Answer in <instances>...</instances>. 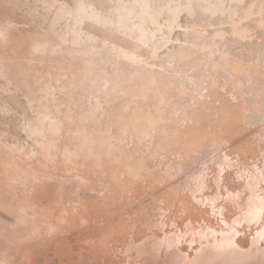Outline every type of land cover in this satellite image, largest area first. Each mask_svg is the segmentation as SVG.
Returning <instances> with one entry per match:
<instances>
[{"label":"rangeland","instance_id":"rangeland-1","mask_svg":"<svg viewBox=\"0 0 264 264\" xmlns=\"http://www.w3.org/2000/svg\"><path fill=\"white\" fill-rule=\"evenodd\" d=\"M77 1L0 0V264H125L138 258H146L147 252L166 241L177 243L183 250L188 251L191 246L194 248L197 246L195 242L190 243L197 236L193 232L194 229L200 234L204 227L218 226V219L223 215L230 223L243 212L241 208L243 209L247 203L242 199L240 201L237 193H234L235 197L229 198L232 192L238 191H236L238 188L241 190V196L248 193L245 188L246 177L244 173L240 174L239 170L248 171L252 166H259L257 168L264 173L262 167L264 142L259 141L260 135L264 137L262 131L264 119L255 120L251 113H246L250 105L249 100L241 102L247 97L244 93L255 90L260 93L258 104L263 102L264 0H126L129 3L142 2V6L154 16L156 24L172 25L169 41L167 46H163L164 49L169 47L178 52L188 51L201 45L207 46L208 54L206 53L205 57V54L199 52L201 57H204L203 66H206L208 59L212 65H215L213 70L208 64L205 67L202 74L207 75L205 81L207 83L202 85L206 86L213 81V86L216 88H212L211 96L207 97L206 101L220 100L222 104H231L238 109L236 115L238 117L240 115L239 119L231 124L232 127L229 126L230 124L227 126V123L226 127L222 125V133L217 126H212L214 128L212 133L210 131L206 133L204 126L211 123L209 120L205 122L199 120L193 124L194 126L190 125L197 131L204 130L203 133L200 132L205 134L200 139L204 140L203 144H210L216 140L218 142V139L222 138L223 142L221 141L220 144L222 151H227L226 153L229 151L232 155L228 154L229 157L237 160L236 164L229 165L230 168L227 169L229 171L225 173L224 179L228 182L223 181L224 184L231 186L228 187L232 192L223 184L225 186L223 191L231 192L230 196L224 194L226 197L209 199L207 203H198L188 197L185 199L182 195L174 197L169 191H166L167 199L163 194L159 196L161 193L157 188L163 184L170 185L169 187H174L178 185L177 183L185 184V176L181 177L182 180H178L179 175L176 176L177 167L180 166L179 169L184 165L191 167L193 168L189 172L191 174L200 167V163L196 160L191 163L186 159L184 164L178 157L179 152H176L184 147L179 146L180 144L175 141L166 143L167 145L161 143L156 148L155 144L154 146L151 144V140L140 139L130 125L123 130L127 123H124L125 125L123 121L121 123L118 111L112 106V100L116 97H119L120 103H123V100L126 102L127 98L129 100L133 98L132 94H135L133 91L137 87L134 85L143 82L150 75L148 67L151 65L148 61L156 62V65L150 69L162 74L158 78L157 86L167 91L169 105L182 101L180 96L174 98L178 94L175 89L183 82L181 78L176 77L177 75L174 78L172 71L165 74L161 70L160 64L165 59L160 53L162 51L165 53L166 49H160L154 54L149 46L142 45L138 48V53L143 54L141 57L144 61L142 64H134V61L122 55L115 42L135 44V33L109 19L116 14L122 0H101L105 5L99 7L98 4L96 9L105 18L80 12L76 7ZM87 1L85 0L86 4ZM166 28L164 29L168 32ZM64 45L65 47H62ZM48 47L51 49L48 50ZM85 47L89 48V51ZM92 50H96V53H92ZM94 54L97 56H93ZM101 56L105 58L102 59ZM108 59L110 60L106 62ZM82 60L85 62L83 63ZM89 61L95 64L92 65ZM111 61H114L113 64ZM233 61L241 62L245 66L240 78L234 77L228 71V66ZM128 62L132 64L129 65ZM250 62L256 66L255 70L250 67ZM101 63L104 68H108L106 71ZM121 63H124L123 70L120 68ZM90 65L92 68L89 69ZM176 67L178 68V65ZM108 70L111 72L113 70L112 74H114L108 73ZM141 70L143 71L139 73ZM72 71L74 73L76 71L75 75ZM99 71L101 76H95ZM130 71L132 73L134 71L135 75ZM246 71H250V75ZM89 73L94 77L91 78ZM169 74L172 77H169ZM67 76L72 77V80L69 77L70 82L67 81ZM122 77L124 81L128 80L129 84L133 83L129 89L126 83L124 85ZM105 79H108V85L105 84ZM240 79L245 81L242 88L240 87L242 85H238ZM163 80L168 81L171 88L176 87L166 88ZM63 81L70 85H65ZM94 81L96 86L90 85L95 83ZM75 82H79L80 86ZM116 82L128 89H125L126 94L117 91L119 88H113ZM225 83L226 87L223 88ZM256 83L258 88L255 86ZM109 85L113 86L112 89ZM187 85L193 89L194 83L188 81ZM81 87L85 88L82 93ZM91 87L97 92H92ZM202 92L206 93V90L203 89ZM109 94L112 96L110 97ZM234 94L241 96L236 98ZM96 99L100 100L98 107L95 103ZM147 102H149L147 99L143 101L138 99L136 103H130V108L133 110V106L139 104L146 109ZM186 103L188 104L189 101ZM259 106L263 110V105ZM115 111L117 114L113 113ZM110 114L114 116L111 117ZM206 114L208 115V112ZM210 139L211 141H208ZM209 164L212 167L213 162L212 165L211 162ZM146 166L153 171L152 174L157 175L155 183H151L153 187L146 180L144 173ZM172 175L174 177H171ZM211 175L210 173L207 179L210 185L205 193L212 196L218 188L211 181ZM238 180L244 183L240 184ZM234 183L237 186L240 184V187L237 188ZM233 186L236 188L234 189ZM227 189L229 191H226ZM259 192L264 200V182ZM145 197L146 202L143 201ZM233 198L236 199L233 201ZM263 224L264 209L257 224H251L253 226L247 224L249 228L246 223L244 224L247 228L244 227V231H247L241 241L245 246ZM174 228H183L185 231L174 233ZM189 232L194 236H190L188 241H183V235ZM172 234L174 237L170 236Z\"/></svg>","mask_w":264,"mask_h":264},{"label":"bare ground","instance_id":"bare-ground-1","mask_svg":"<svg viewBox=\"0 0 264 264\" xmlns=\"http://www.w3.org/2000/svg\"><path fill=\"white\" fill-rule=\"evenodd\" d=\"M87 1V0H86ZM175 1V0H174ZM217 1V0H216ZM104 2V1H103ZM103 2L101 0H88L86 4L85 3V0H78L77 1V10H79L80 12H85L87 13L88 15H93V16H96L97 18H103L104 16H102L101 14L98 13V9H96V6L98 4L99 7L100 6H103L105 4H103ZM180 2V1H179ZM62 3V2H61ZM108 3V2H107ZM178 3V2H177ZM180 5V4H179ZM178 5V6H179ZM114 5H112L113 7ZM106 7V6H104ZM108 7V6H107ZM106 7V8H107ZM111 7V8H112ZM162 7V6H161ZM98 8V7H97ZM103 8V7H101ZM105 9V11H107ZM109 8V7H108ZM102 9V11L104 10ZM182 9V7H181ZM180 9V10H181ZM183 10V9H182ZM101 12V10L99 11ZM170 13V12H169ZM173 13H175V11H173ZM178 14V13H177ZM176 14V16H177ZM165 15V14H164ZM169 15V14H168ZM172 16V15H171ZM170 17V15H169ZM105 18V17H104ZM106 19L107 16H106ZM112 22L114 23H117L119 24L120 26L124 27V28H127L129 29L130 31H133L135 33V38H136V43L135 44H131V43H124V44H120L119 42H115L116 45L118 46L117 48H119L122 52V55L124 57H126L127 59L131 60V61H134V64H139V63H143L144 61V58H142L141 56L143 54L138 53L139 49L142 45L144 46H149L151 48V52H153L154 54H157V52L160 50V49H164L163 46H167V43L169 41V31L172 29V25L171 24H167V25H163V24H156L155 20H154V16L152 15V13L149 11V10H146L143 6H142V2H134V3H129L128 1L126 0H122V3L119 4V8L117 9V12L116 14L110 16L109 18ZM188 19V17H187ZM182 20V18H181ZM180 21V20H179ZM183 23V22H182ZM181 23V24H182ZM163 25V26H162ZM190 26V25H189ZM193 26V25H192ZM165 27H167V31L164 29ZM190 28V27H189ZM181 29V27H180ZM178 30V29H177ZM201 30V29H200ZM205 31V30H204ZM203 32V30H202ZM232 32V31H230ZM199 33V32H198ZM234 33V32H233ZM243 33V32H242ZM201 35V33H199ZM217 34V33H216ZM235 34V33H234ZM43 35V33H42ZM244 35V34H243ZM238 37V36H237ZM221 38V37H220ZM113 39V38H112ZM225 39V38H224ZM231 39V38H230ZM234 39V37H233ZM239 39V38H238ZM242 39V38H240ZM216 40V39H215ZM220 40H223V39H220ZM47 41V39H46ZM219 41V40H218ZM228 41V40H227ZM226 41V42H227ZM182 42V41H181ZM217 42V41H216ZM246 42V40H245ZM48 43V42H47ZM50 43V42H49ZM112 43V42H110ZM209 43V42H208ZM220 43V42H218ZM225 43V42H224ZM233 43V42H232ZM239 43V42H238ZM241 43V42H240ZM239 43V44H240ZM244 43V42H243ZM254 43V42H253ZM38 45V43H36ZM39 44H41L39 42ZM44 44V43H43ZM102 44V43H101ZM100 44V45H101ZM150 44V45H149ZM207 44V43H206ZM242 44V43H241ZM240 44V45H241ZM46 45V44H45ZM82 45V44H81ZM116 45H113V46H116ZM209 45V44H208ZM223 45V44H222ZM234 45V44H233ZM237 45V44H236ZM40 46V45H39ZM42 46V45H41ZM40 46V47H41ZM104 46V45H103ZM111 46V47H113ZM183 46V45H182ZM211 46V45H210ZM35 47V46H34ZM39 47V48H40ZM62 47H65L62 46ZM83 47V46H82ZM88 47V46H87ZM85 47V48H87ZM94 47V46H93ZM97 47V45H96ZM174 47V46H173ZM242 47V46H241ZM249 47V46H248ZM50 47H48V50ZM102 48V47H101ZM100 48V49H101ZM104 48V47H103ZM106 48V47H105ZM207 46H204V45H201L199 47H196V48H193L191 50H188V51H178V52H175L173 51L171 48L169 47H166V51L165 53H160L164 56V62L161 65V70L165 73V74H168V71H172L174 72L173 77L176 76L178 77L179 79L181 78V80L183 82H181V85H179L178 88H176L175 90L177 91L178 94H176V96H174V98H176L177 96H180L181 99H182V103L179 104V103H175V105L171 104L169 105V100H168V96H167V91H163L161 89H159L160 87L157 86V81H158V78H160L159 76H161L162 74L160 72H156L155 69H150V67L152 66H155L156 65V62H152V61H148L149 64L151 66L148 67L149 69V72H150V75H148L147 78L144 79L143 82H140L138 85H136L135 83L138 82H135L134 86H137L135 87V90L133 92H135V96H133L132 94V99L130 98H127L128 100H125L126 102H124V100L122 101L123 103H120L119 102V97H116V95H113L115 96L116 98L115 99H111L113 101L112 103V106H114V109L118 111L119 113V118L121 119V123L123 121V124L124 123H127V125H123L124 128H122L123 130H126L128 128V125H130L132 128V130L134 131V133L136 135H138V137L140 139H145L147 138L148 140H151V144L154 146L155 144V147H159L162 144H166V143H169L171 141H175L176 143H178L179 146H183L184 149H181V150H176V152H179V155L178 157H180V160H182L185 164V160L186 159H189L191 163H193L195 160L198 161V163H200V167H198L196 170H194V172H192L191 174H189V172H191L193 170V168L191 167H188V166H182L180 169L179 167H177L175 173H176V176L179 175V178L178 179L177 177H175V179L177 178L178 180H182L181 177L182 176H185L184 178H186L185 180V184L182 185V184H179L177 183L178 185H174V187H169L170 185H164L163 186H159L160 188H157L158 192L161 193V195L159 196H162V194L165 196L166 198V191H169L170 195H173L174 194V197L176 195V197L178 195H182L185 199L188 198H193L195 199L194 201L195 202H198V203H203V202H206L210 199V200H217L219 197L220 198H224L226 197L227 195L230 196L231 194V186H229V184H224L223 181L225 180L224 176L226 175L225 173L229 170H227L228 168H230L229 165H234L237 163V160H233V158L231 159L229 157L228 154H230V152L228 151V153L222 151V147H221V141H222V138L219 136V138H221L220 140L218 139V135H217V139H218V142L217 140L215 142H212L210 144H203L204 140H200L202 136H204L205 134H201L200 132L203 133V131H197V129H195L194 127H191L190 125H193L196 121H199V120H204V122L206 120H209L211 121V123L209 125H211V127L208 126H204V128H206V133L208 131H210V133H212L214 131V127H220V130L222 129L223 130V126L224 125L226 127V123H227V126L228 124H230L229 126H231V124H234L235 123V120L236 119H239L238 115H236V113H238V109L237 107H233L231 106V104H222L221 102H215V101H211L209 99V101H206L207 97H210L212 93V88L216 86H213V81H210V84H206V86H203L202 84L203 83H207L205 81L206 78H207V75L206 74H202L204 73V69L205 67L207 66L208 64V67L212 70L214 69V65L211 64V62L209 61L208 59V62L206 64V66L204 67L203 66V58L206 56V53L208 54V50L206 49ZM230 48V47H229ZM235 48V47H234ZM80 49V47H79ZM89 48H87L88 50ZM93 49V48H91ZM116 49V48H114ZM113 49V50H114ZM164 49V50H165ZM237 49V48H236ZM244 49V48H243ZM53 50V49H52ZM58 50V49H57ZM85 50V49H83ZM98 50V48H97ZM118 50V49H117ZM245 50V49H244ZM82 50H80L79 53H81ZM86 51V50H85ZM89 51V50H88ZM93 51V50H92ZM96 51V50H95ZM95 51H93L92 53H96ZM102 51V50H101ZM239 51V50H238ZM45 52H49V51H45ZM51 52V51H50ZM66 52V51H65ZM64 52V53H65ZM75 52V51H74ZM84 52V51H83ZM106 52V51H103V53ZM201 52L204 57L202 56L201 57ZM242 52V51H241ZM72 53V51H71ZM115 53V52H114ZM114 53H112L113 57L114 56ZM117 53V52H116ZM236 53V51H235ZM68 54V53H67ZM78 54V52H77ZM86 54V53H85ZM101 54V52H100ZM108 54V53H107ZM152 54V53H151ZM200 54V56H199ZM240 54V53H239ZM65 55V54H64ZM90 55V54H89ZM219 55V54H218ZM236 55V54H235ZM234 55V56H235ZM63 56V54H62ZM66 56V55H65ZM81 56H83L81 54ZM91 56V55H90ZM93 56H97L96 54H94ZM100 56V55H99ZM103 56V54H102ZM101 56V57H102ZM109 56V55H108ZM216 56V55H215ZM214 56V58H215ZM247 57V55H245ZM244 56V57H245ZM73 57V55L71 56ZM122 57V56H121ZM123 57V58H124ZM240 57V56H239ZM243 57V56H242ZM78 58V57H76ZM89 58V57H88ZM105 58V57H102V59ZM116 58V57H115ZM152 58V57H151ZM163 58V57H162ZM71 59V58H70ZM83 59V58H82ZM94 59V58H92ZM100 59V60H102ZM154 59V58H152ZM229 59V58H228ZM231 59V57H230ZM79 60V59H77ZM76 60V62H77ZM110 59H108L106 62H108ZM113 60V59H111ZM115 60V59H114ZM122 60V58H121ZM149 60V59H148ZM157 60V59H156ZM155 60V61H156ZM159 60V59H158ZM162 60V59H161ZM105 61V60H104ZM102 61V62H104ZM116 61V60H115ZM118 61V60H117ZM116 61V62H117ZM223 61V59H222ZM229 61V60H228ZM83 62V60H82ZM85 62V61H84ZM83 62V63H84ZM88 62V61H87ZM112 62V61H111ZM110 62V63H111ZM114 62V61H113ZM113 62L111 64H113ZM146 62V61H145ZM260 62V61H259ZM73 63V62H72ZM78 63V62H77ZM90 64H92L90 61H89ZM98 63V62H96ZM126 63V62H125ZM129 63V62H128ZM218 63V62H217ZM68 64V63H67ZM95 63H93L92 65H94ZM102 64V63H101ZM103 64L106 65V63L104 62ZM103 64H102V68L103 67ZM110 64V65H111ZM119 66V62L117 63ZM122 64V63H121ZM124 64V63H123ZM122 64V70H123V67L124 65ZM132 64V63H131ZM129 63V65H131ZM229 64V63H228ZM227 64V65H228ZM250 67L252 69H256V66H254V64H252V62H250ZM69 65V64H68ZM85 65V64H84ZM100 65V64H99ZM104 65V66H105ZM109 65V66H110ZM118 65H116V67H118ZM136 65V67H137ZM176 65H178V68L176 67ZM219 65V64H218ZM221 65V64H220ZM71 66V64H70ZM86 66V65H85ZM108 66V65H107ZM115 66V65H114ZM59 67V66H58ZM65 67V65H64ZM68 67V66H67ZM72 67V66H71ZM70 67V68H71ZM83 67V66H82ZM91 65L89 66V69H90ZM95 67V66H94ZM98 67V66H97ZM139 67V66H138ZM229 67V72L232 73V75H234V77H239L240 78V74L243 72L244 70V64L241 63V62H238L236 63V61L232 62ZM249 67V68H250ZM84 68V67H83ZM88 67H86L87 69ZM92 68V67H91ZM101 68V67H99ZM107 68V67H106ZM106 68L105 71H106ZM118 68V69H120ZM126 68V67H125ZM124 68V69H125ZM128 68V67H127ZM219 68V67H217ZM72 69V68H71ZM69 69V70H71ZM76 69V67H75ZM73 68V70H75ZM84 69V71L86 70ZM108 69V68H107ZM112 69H114L112 67ZM116 69V68H115ZM118 69H117V72H118ZM133 69V67H132ZM142 69H144V67H142ZM78 70V69H77ZM93 70V69H92ZM121 70V71H122ZM134 70V69H133ZM249 70V69H247ZM251 70V69H250ZM59 71V70H58ZM115 71V70H114ZM137 71V70H135ZM143 70H141L139 73H141ZM155 71V72H154ZM252 71V70H251ZM73 74L75 75L74 71H72ZM93 73L95 72L92 71ZM111 72L110 70H108V73ZM113 72V70H112ZM111 72V74H112ZM116 72V71H115ZM116 72V74H117ZM123 72V71H122ZM125 72V70H124ZM127 72V70H126ZM131 74H134L135 75V72L133 71H130ZM128 72V74L130 73ZM209 72V71H208ZM227 72V71H226ZM248 72V71H246ZM85 73V72H84ZM82 73V74H84ZM87 73H88V70H87ZM120 73V71H119ZM137 73V72H136ZM148 73V72H147ZM178 73V74H177ZM230 73V74H231ZM251 73L250 71L248 72V74ZM53 73H51L52 75ZM78 74V73H77ZM91 73H89L90 75ZM104 74V73H103ZM114 74V73H113ZM112 74V75H113ZM115 74V76H116ZM125 74V73H124ZM149 74V73H148ZM219 74V72H218ZM50 75V74H49ZM53 75H56V74H53ZM73 75V76H74ZM86 74H84L85 76ZM96 75H100V71L95 74ZM121 75V74H120ZM130 75V74H129ZM128 75V76H129ZM133 75V76H134ZM142 75V74H141ZM170 76L169 77H172L171 74H169ZM209 75V74H208ZM228 75V74H227ZM226 75V76H227ZM250 75V74H249ZM61 76V75H60ZM87 76V75H86ZM85 76V77H86ZM101 76V75H100ZM108 76V75H107ZM126 76V78L128 77ZM133 76H130L131 78H133ZM231 76V75H230ZM71 77V76H69ZM69 77L67 76L68 80H69ZM94 76L91 74V78H93ZM106 77V76H105ZM103 77V78H105ZM113 77V76H112ZM119 77V76H117ZM218 77V76H217ZM51 78V76L49 77V79ZM57 78V77H56ZM62 78V77H61ZM83 78V77H82ZM97 78V77H96ZM102 78V79H103ZM116 78V77H115ZM123 78V77H122ZM175 78V77H174ZM55 78H53L54 80ZM72 80V77L70 78ZM119 79H121V77H119ZM128 79V78H127ZM137 79V78H136ZM141 79V78H140ZM162 79H164L162 77ZM177 79V78H176ZM234 79V78H233ZM45 80V78H44ZM53 80H52V83H53ZM57 80V79H56ZM55 80V81H56ZM65 80V79H64ZM77 80V78H76ZM85 80V79H84ZM97 80V79H96ZM104 80V79H103ZM112 80V78H111ZM133 80V79H132ZM171 80V79H169ZM230 80V79H229ZM48 81V80H47ZM78 81V80H77ZM81 81V80H80ZM117 81V79H116ZM128 80L124 81V78H123V82H124V85L126 83L127 85V88L129 89L132 85L129 84L127 82ZM136 81V80H135ZM161 81V80H160ZM177 81V80H176ZM180 81V80H179ZM178 81V82H179ZM188 81H192V83H194L193 85V89L190 87V85H187L188 84ZM238 81V80H237ZM60 82V81H58ZM64 82V81H63ZM66 82V81H65ZM64 82L65 85H67L66 83ZM95 82V81H94ZM101 82V81H100ZM108 82V79H105V84H107ZM112 82V81H111ZM114 82V81H113ZM119 82V81H118ZM133 82V81H132ZM163 82H165L164 85H166L165 87L166 88H170V89H173L170 87V84L168 81H165L163 80ZM162 82V83H163ZM226 82V81H225ZM230 82V81H229ZM240 84H238L241 88L244 87L245 85V81L244 80H241L240 79ZM250 82V81H249ZM50 83V84H52ZM74 83V82H73ZM72 83V85H73ZM75 83H78V86L79 85V82H75ZM81 83V82H80ZM83 83V82H82ZM81 83V84H82ZM99 82L97 81V84ZM176 83V82H175ZM190 83V82H189ZM197 83V85H196ZM248 83V82H247ZM252 83H254L252 81ZM261 83V82H260ZM47 84H49L47 82ZM63 84V85H64ZM102 84V82H101ZM70 85V84H68ZM67 85V86H68ZM76 85V84H74ZM84 85V84H83ZM88 85V84H86ZM90 85H93V86H96V82L95 83H92ZM89 85V86H90ZM108 85V84H107ZM131 85V86H130ZM178 85V84H176ZM200 85V86H199ZM226 83L224 84V87L225 88L226 86ZM238 85H235V86H238ZM248 85V84H247ZM258 85V83L255 84V86ZM77 86V85H76ZM82 86V85H81ZM88 86V88H89ZM102 86V85H101ZM110 86V85H109ZM253 86V85H252ZM75 87V86H73ZM86 87V86H85ZM113 86H110L109 88H111ZM126 87V86H124ZM191 89H190V88ZM205 87V88H204ZM239 87V88H240ZM251 87V86H250ZM254 87V86H253ZM257 87V86H256ZM77 88V87H75ZM80 88V87H79ZM83 90L81 91L84 92V89L83 87H81ZM98 88V87H97ZM100 88V86H99ZM108 88V87H107ZM113 88H119L117 89V91H121L123 93L126 94V91L128 90L127 88H123L119 85V83L116 82V85L115 87ZM240 88V89H241ZM258 88V87H257ZM256 88V89H257ZM264 88V87H263ZM87 89V88H86ZM91 89H93L92 92H94V87ZM96 89V88H95ZM112 89V88H111ZM127 89V90H125ZM206 90V93H203L202 90ZM235 89V88H234ZM97 90V89H96ZM105 90V89H104ZM174 90V91H175ZM80 89L77 91V94L79 93ZM103 91V89H102ZM107 91V89L105 90ZM111 91V90H110ZM116 91V92H117ZM130 92H132L131 90H129ZM195 91V92H193ZM70 92V91H69ZM88 92H90L88 90ZM97 92V91H95ZM94 92V93H95ZM108 92V91H107ZM106 92V93H107ZM120 93V92H119ZM195 93V94H194ZM232 93V92H231ZM85 94V93H83ZM89 94V93H88ZM93 94V93H92ZM112 94V93H110ZM109 94V96H110ZM115 94V92H114ZM130 94V93H129ZM171 94V93H170ZM233 94V93H232ZM246 94V98L244 99V97H242L244 99V101H240L242 103L246 102L247 100H249L250 102V105H249V109H246V113L250 114L251 113V116L255 118V120H259V119H264V97H263V102L260 103L261 105H263V110L260 109V104H258L259 100H258V91H251V92H248V93H244ZM86 95V94H85ZM104 95V94H103ZM107 95V94H106ZM236 98H239L241 95L239 94H234ZM77 96V95H76ZM98 96V95H96ZM105 96V95H104ZM112 96V95H111ZM110 96V97H111ZM120 96V95H119ZM130 96V95H129ZM172 96V95H170ZM195 96V97H194ZM213 96V95H212ZM90 97V96H89ZM87 97V98H89ZM103 97V96H102ZM153 97V98H152ZM221 97V96H220ZM233 97V95H232ZM92 98H94L92 96ZM101 98V96L99 97ZM104 98V97H103ZM152 98V100H151ZM183 98H188L187 100H184ZM260 98V97H259ZM126 99V98H125ZM140 99V100H148L149 102L148 103V107L146 109H143L142 107L139 106V104H136L134 107V109L132 110V108H130V103L131 102H135ZM219 99H222V98H219ZM235 99V98H234ZM92 100V99H91ZM107 100V99H106ZM110 100V101H111ZM151 100V101H150ZM176 100V99H175ZM218 100V99H217ZM225 100V99H224ZM228 100V99H227ZM79 101V99H78ZM80 101H84V100H81ZM104 101V100H103ZM109 101V100H108ZM107 101V102H108ZM177 101H180V100H177ZM186 101H189V103L185 104ZM229 101V100H228ZM260 101H262V99H260ZM74 102V101H73ZM77 102V101H76ZM101 102H102V99H101ZM105 102V101H104ZM103 102V103H104ZM139 102V101H138ZM173 102V101H172ZM171 102V103H172ZM230 102V101H229ZM248 102V101H247ZM75 103V102H74ZM95 103L97 104L96 106H100V100L96 99L95 100ZM106 103V102H105ZM82 104V103H81ZM85 105V103L83 104ZM146 105V104H145ZM206 105H208L209 107H206ZM228 105V106H227ZM230 105V106H229ZM246 105V104H245ZM248 105V103H247ZM79 106V105H77ZM82 106V105H81ZM206 107V108H205ZM103 108V107H102ZM243 108V107H242ZM241 108V109H242ZM245 110V108H244ZM243 110V111H244ZM258 110V112H257ZM107 112V111H106ZM208 112V115L206 114ZM103 113V112H102ZM113 113H116L113 112ZM243 113V112H242ZM107 114V113H106ZM117 114V113H116ZM115 114V115H116ZM125 114V115H124ZM74 116V115H73ZM111 116V114H110ZM114 116V114L112 115ZM111 116V117H112ZM116 117V116H115ZM127 117V118H126ZM250 117V116H249ZM123 118H125L126 120H123ZM248 118V117H247ZM244 120V119H243ZM178 121V123H177ZM193 122V123H192ZM264 122V121H263ZM198 123V122H197ZM200 124V123H199ZM205 124V123H204ZM203 124V125H204ZM264 124V123H263ZM196 125V124H195ZM202 125V126H203ZM206 125V124H205ZM194 126V125H193ZM222 126V127H221ZM264 126V125H263ZM203 128V127H202ZM232 129V128H231ZM58 130V129H57ZM219 130V129H218ZM222 130H221V133H222ZM197 131V133H196ZM264 131V130H262ZM195 132V133H194ZM97 135V134H96ZM79 137V136H77ZM206 137V136H205ZM223 137V136H222ZM82 139V138H81ZM84 139V138H83ZM204 139V137H203ZM206 139V138H205ZM208 139V137H207ZM212 139H214L212 137ZM226 139V138H225ZM100 140V139H99ZM154 140L155 143H154ZM202 141V143H200V141ZM80 141V139H79ZM82 141V140H81ZM144 141V140H143ZM207 141V140H205ZM208 141H211L208 140ZM259 141H263L264 142V137L263 136H259ZM223 142V141H222ZM249 142V141H248ZM100 143V141H99ZM98 143V144H99ZM143 143V142H142ZM262 143V142H261ZM86 144V142H85ZM88 144V143H87ZM144 144V143H143ZM173 144V143H172ZM171 144V145H172ZM260 144V143H259ZM84 145V143L82 144ZM147 145V144H146ZM167 145V144H166ZM176 145V144H175ZM226 145V144H225ZM224 145V146H225ZM262 145V144H261ZM250 146V145H249ZM99 147V146H98ZM150 147V146H148ZM178 147V146H177ZM221 147V148H220ZM248 146H246L247 148ZM154 148V147H153ZM176 148V147H175ZM180 148V147H179ZM178 148V149H179ZM230 148V146H229ZM250 148V147H249ZM262 148V147H260ZM151 150V149H150ZM225 150V149H224ZM171 151V150H170ZM173 151V150H172ZM74 152V150L72 151ZM142 152V151H141ZM77 153V152H76ZM250 153V152H249ZM162 155V154H161ZM231 155V154H230ZM232 156V155H231ZM151 160V159H150ZM239 160V158H238ZM208 161L211 162V165H212V162H213V165L212 167H210V162L208 163ZM188 163V162H187ZM196 163V162H195ZM194 163V164H195ZM255 163V162H253ZM257 165V163H255ZM199 165V164H198ZM253 165V164H252ZM147 167V166H146ZM144 167L145 169V177H146V180L148 183H150V185H152L151 183H155V179H156V176L153 173V171H150V169H148V167L146 168ZM259 167V166H257ZM255 166H252L248 171H245V169L243 170H239V173H244V176L246 177V183H245V188L246 190H248V193L244 194L243 195V192H242V195L241 196V190H239L240 187L239 185L244 181H239L240 184H238V186L235 184V183H238L237 181H235V186H237L238 189H236L237 192H232V196H230L229 198H232V197H235L234 193L236 194L237 193V197L240 199H242L244 201V203H247L246 206L241 210H243V212L240 213V216H237L238 218H235L232 220V222H228L227 218H224V215L222 216V218L220 217V219H218V226L216 227H213V226H208V227H204L202 230L203 232H201L200 234H198V232L195 231L194 229V234H196L197 238L195 237L194 240H192L190 243H194L196 244L197 246L194 248L191 246L190 250L186 251V250H183L182 247L177 244V243H173V242H164V243H160V245L158 244V246H155L151 251L147 252V257L146 258H138L137 260H133L132 262H127L125 264H264V224L262 225V227L258 228L256 230V232L251 236V240H249L247 246H245L243 244V242L241 241L244 237V233L247 231L245 230L244 231V224L246 223L251 225V224H257L259 222V219H260V213L262 211V209H264V200H263V196L261 194V192H259V190L261 191L262 190V187H263V182H264V173H263V170L261 171V169L259 170V168H257ZM264 167V166H262ZM242 169V168H241ZM248 169V168H247ZM263 169V168H262ZM141 170V169H140ZM179 170V172H178ZM238 170V169H237ZM178 172V173H177ZM210 173L212 174V178H211V181L217 186L218 188V191L213 194L212 196L211 195H208L207 193H205V190L209 187L208 183L209 180L208 177L210 176ZM143 175V174H142ZM155 177H154V176ZM243 176V177H244ZM138 177H139V174H138ZM171 177H174V175H172ZM170 177V178H171ZM174 179V180H175ZM210 179V178H209ZM177 180V181H178ZM230 180V179H229ZM233 180V179H232ZM241 180V179H240ZM184 181V179H183ZM226 181V180H225ZM171 182V181H170ZM182 182V181H181ZM228 182V181H226ZM231 182H234V181H231ZM230 182V183H231ZM135 183V182H134ZM176 183V182H174ZM173 183V184H174ZM244 183V182H243ZM169 184V183H168ZM229 186L228 189L231 191V192H228V193H225L223 191V186ZM172 185V184H171ZM231 185V184H230ZM243 185V184H242ZM224 186V187H225ZM153 187V185L151 186ZM169 187V188H168ZM226 187V188H227ZM234 187V186H233ZM140 188V187H139ZM224 188V190L226 189ZM236 187H234L235 189ZM242 188V187H241ZM226 190V191H229V190ZM156 190V189H155ZM153 190V191H155ZM243 191V190H242ZM143 192V191H142ZM140 191V193H142ZM144 193V192H143ZM146 193V192H145ZM157 193V192H156ZM230 193V194H229ZM224 194H226V196H224ZM143 195V194H142ZM149 195V194H148ZM153 195V194H151ZM156 194H154L155 196ZM234 195V196H233ZM163 196V197H164ZM227 196V197H228ZM148 197V196H147ZM153 197V196H152ZM157 198V197H156ZM159 198V197H158ZM161 198V197H160ZM159 198V199H160ZM146 199V197H145ZM143 200V201H147L146 200ZM162 200H164L163 198H161ZM167 199V198H166ZM184 199V200H185ZM226 199V198H225ZM236 199V198H235ZM233 198V201L235 200ZM238 200V202H239ZM229 201V200H228ZM231 201V200H230ZM233 201H231L233 203ZM241 201V200H240ZM237 202V201H235ZM144 203V202H143ZM230 203V202H229ZM142 204V203H141ZM231 205V204H230ZM212 206H216V205H212ZM235 208H236V204L233 205ZM233 207V208H234ZM238 207V209H239ZM217 210H219V208H216ZM217 212V211H216ZM220 212V211H218ZM217 212V213H218ZM238 212V211H237ZM240 212V211H239ZM238 212V213H239ZM222 213V212H221ZM236 213V212H235ZM237 214V213H236ZM222 215V214H221ZM218 216V214H217ZM235 216V217H236ZM173 224V222H172ZM187 225H190V223ZM186 225V226H187ZM249 225L248 228L250 227ZM253 226V225H251ZM246 228V227H245ZM247 229V228H246ZM198 230V229H197ZM185 230L183 228H174V233H181V232H184ZM172 237H174V234L170 235ZM168 236V238L170 237ZM190 236H194L192 233H187V234H184L183 235V241L186 240L188 241V239L190 238Z\"/></svg>","mask_w":264,"mask_h":264}]
</instances>
